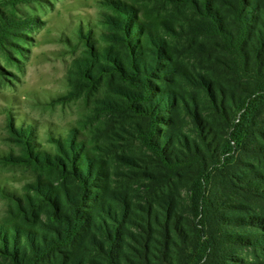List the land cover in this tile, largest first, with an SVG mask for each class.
Masks as SVG:
<instances>
[{"label": "trees", "instance_id": "16d2710c", "mask_svg": "<svg viewBox=\"0 0 264 264\" xmlns=\"http://www.w3.org/2000/svg\"><path fill=\"white\" fill-rule=\"evenodd\" d=\"M32 1L0 0V51ZM103 5L77 79L107 89L119 169L76 127L41 149L11 121L37 176L0 219V264H264V0Z\"/></svg>", "mask_w": 264, "mask_h": 264}, {"label": "rangeland", "instance_id": "374dc122", "mask_svg": "<svg viewBox=\"0 0 264 264\" xmlns=\"http://www.w3.org/2000/svg\"><path fill=\"white\" fill-rule=\"evenodd\" d=\"M103 1L33 0L18 4L19 17L36 21L22 31L24 37L15 39L19 47L13 46L9 55L0 51V219L10 214L17 196H23L37 176L33 167L13 158L22 154V148L15 140L11 121L17 128L33 126L41 149H55L51 137L66 136L76 127L106 146L114 170L119 169L113 151L116 147L109 145V118L98 108L107 89L102 86L90 91L77 79V62L85 57L87 48L81 28L86 35L92 30L99 38L105 29L101 21ZM3 8L9 5L4 3ZM179 190L186 207L187 187L180 185Z\"/></svg>", "mask_w": 264, "mask_h": 264}]
</instances>
